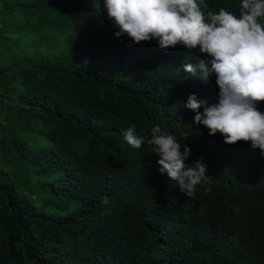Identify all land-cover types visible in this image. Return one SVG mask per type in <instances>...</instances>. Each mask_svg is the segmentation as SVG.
<instances>
[{
    "label": "trees",
    "instance_id": "trees-1",
    "mask_svg": "<svg viewBox=\"0 0 264 264\" xmlns=\"http://www.w3.org/2000/svg\"><path fill=\"white\" fill-rule=\"evenodd\" d=\"M118 30L103 0H0V264H264V155L184 106L218 103L215 75L184 69L210 57ZM156 125L206 166L193 198L160 172Z\"/></svg>",
    "mask_w": 264,
    "mask_h": 264
},
{
    "label": "clouds",
    "instance_id": "clouds-1",
    "mask_svg": "<svg viewBox=\"0 0 264 264\" xmlns=\"http://www.w3.org/2000/svg\"><path fill=\"white\" fill-rule=\"evenodd\" d=\"M107 17L119 29L117 37L127 35L134 43L156 39L162 49L182 44L189 51L199 47L206 54L197 65L185 64L186 72L207 80L213 74L219 87L218 103L209 104L189 96L186 108L196 112L194 121L204 125L210 135L220 133L227 144L250 142L264 155V0H241L239 16L220 8L205 11V0H103ZM203 108V111L199 109ZM153 152L159 155L160 172L167 173L180 192L193 198L196 187L208 176L200 161L186 166L190 148L172 135L161 133L159 125L151 129ZM124 139L136 149L143 138L135 129L124 131ZM210 190V189H207ZM105 197L103 203H107Z\"/></svg>",
    "mask_w": 264,
    "mask_h": 264
},
{
    "label": "rangeland",
    "instance_id": "rangeland-1",
    "mask_svg": "<svg viewBox=\"0 0 264 264\" xmlns=\"http://www.w3.org/2000/svg\"><path fill=\"white\" fill-rule=\"evenodd\" d=\"M2 136V132H1V130H0V137ZM11 167L13 168V164L11 165ZM4 168H7L6 166H4ZM22 170L20 169V174H22Z\"/></svg>",
    "mask_w": 264,
    "mask_h": 264
}]
</instances>
